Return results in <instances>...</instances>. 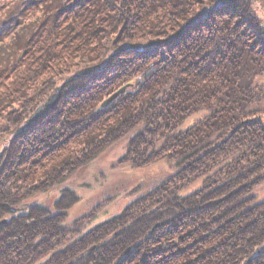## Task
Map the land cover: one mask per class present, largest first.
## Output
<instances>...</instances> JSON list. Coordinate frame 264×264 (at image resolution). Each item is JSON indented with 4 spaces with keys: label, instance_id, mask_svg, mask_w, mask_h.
Instances as JSON below:
<instances>
[{
    "label": "trees",
    "instance_id": "trees-1",
    "mask_svg": "<svg viewBox=\"0 0 264 264\" xmlns=\"http://www.w3.org/2000/svg\"><path fill=\"white\" fill-rule=\"evenodd\" d=\"M262 78L264 0H0V238L35 227L0 264H264ZM120 144L112 168L169 173L100 224L112 197L52 222Z\"/></svg>",
    "mask_w": 264,
    "mask_h": 264
},
{
    "label": "rangeland",
    "instance_id": "rangeland-1",
    "mask_svg": "<svg viewBox=\"0 0 264 264\" xmlns=\"http://www.w3.org/2000/svg\"><path fill=\"white\" fill-rule=\"evenodd\" d=\"M64 84H66V82H64ZM259 84L264 85V78L259 80ZM123 151V146L121 147L120 144L110 152L99 155L98 164L96 166L83 171L81 170L74 179L69 181V187L77 194L76 200L69 201V199L71 198L70 195H66L64 193V191L66 190L65 184L60 185L58 187L59 190L51 193L48 196V199H53L52 205L54 204V202H57L56 208H54L53 210L51 209L50 211L52 222L61 220V218L66 214H68L70 218H74L76 216H81L89 209L96 210L97 208H99V203L101 201L112 197L114 198L112 203L102 209L97 218L94 220V224H100L105 221V219L118 214L124 208L129 200L133 198L134 194H136L134 193L132 195H129V193L134 188L138 186H141V188L143 189L153 188L159 181L165 178L167 173H169L170 171L169 166L164 162L151 165L145 169H141L138 171H133L128 167L112 168L113 163L116 160L120 159ZM98 174L104 175V177H98ZM80 184H88V187H81ZM200 188L201 183H195L186 190V193L191 194L195 191L197 192L198 190H200ZM256 189V191L259 193V188L257 187ZM261 196L262 198H264V193H262ZM41 197L46 196H37L34 202L37 201L38 203ZM64 198L65 200L62 201L61 199ZM16 219L15 221H17ZM36 220L37 219H34V221ZM15 221L13 220L12 222ZM10 228L13 229L12 227ZM12 240L16 241V238ZM15 246H17L16 242L13 247ZM93 248L94 247H91L90 249L92 250Z\"/></svg>",
    "mask_w": 264,
    "mask_h": 264
},
{
    "label": "water",
    "instance_id": "water-1",
    "mask_svg": "<svg viewBox=\"0 0 264 264\" xmlns=\"http://www.w3.org/2000/svg\"><path fill=\"white\" fill-rule=\"evenodd\" d=\"M64 87L65 84L56 87L55 90L45 100V102L36 108V110L31 115V118L32 119H38L39 117L41 118L47 115L50 111L54 110L62 97V91ZM125 90L126 88H121L118 91H116L114 94H112L102 103L101 105L102 108L108 107L114 100H116L119 97V95L123 94Z\"/></svg>",
    "mask_w": 264,
    "mask_h": 264
},
{
    "label": "bare ground",
    "instance_id": "bare-ground-1",
    "mask_svg": "<svg viewBox=\"0 0 264 264\" xmlns=\"http://www.w3.org/2000/svg\"><path fill=\"white\" fill-rule=\"evenodd\" d=\"M34 228H35L34 226H30V227H26L25 226L24 227L23 223H22L21 228H20L19 231H15V230H13L11 228H8L7 229V233L4 234V235H1L0 243L2 244L4 242V239H6L7 237H18L21 240V242H22V239L24 237L27 238L29 236L28 233L30 231H34Z\"/></svg>",
    "mask_w": 264,
    "mask_h": 264
}]
</instances>
